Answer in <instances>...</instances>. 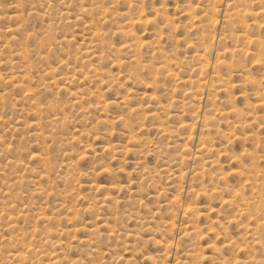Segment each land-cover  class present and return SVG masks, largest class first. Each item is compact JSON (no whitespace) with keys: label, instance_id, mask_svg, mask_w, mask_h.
Listing matches in <instances>:
<instances>
[{"label":"rangeland","instance_id":"rangeland-1","mask_svg":"<svg viewBox=\"0 0 264 264\" xmlns=\"http://www.w3.org/2000/svg\"><path fill=\"white\" fill-rule=\"evenodd\" d=\"M0 264H264V0H0Z\"/></svg>","mask_w":264,"mask_h":264},{"label":"bare ground","instance_id":"bare-ground-1","mask_svg":"<svg viewBox=\"0 0 264 264\" xmlns=\"http://www.w3.org/2000/svg\"><path fill=\"white\" fill-rule=\"evenodd\" d=\"M187 127V126H186ZM203 151V150H202Z\"/></svg>","mask_w":264,"mask_h":264}]
</instances>
